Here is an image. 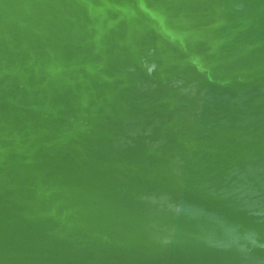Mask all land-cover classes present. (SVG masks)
<instances>
[{
  "label": "water",
  "instance_id": "1",
  "mask_svg": "<svg viewBox=\"0 0 264 264\" xmlns=\"http://www.w3.org/2000/svg\"><path fill=\"white\" fill-rule=\"evenodd\" d=\"M0 264H264V0H0Z\"/></svg>",
  "mask_w": 264,
  "mask_h": 264
}]
</instances>
